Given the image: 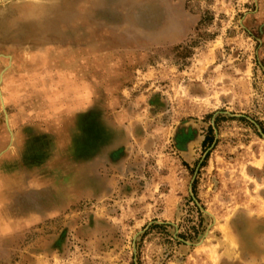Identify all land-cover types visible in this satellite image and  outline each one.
I'll return each instance as SVG.
<instances>
[{
  "label": "rangeland",
  "instance_id": "rangeland-1",
  "mask_svg": "<svg viewBox=\"0 0 264 264\" xmlns=\"http://www.w3.org/2000/svg\"><path fill=\"white\" fill-rule=\"evenodd\" d=\"M0 264H264V0H0Z\"/></svg>",
  "mask_w": 264,
  "mask_h": 264
}]
</instances>
